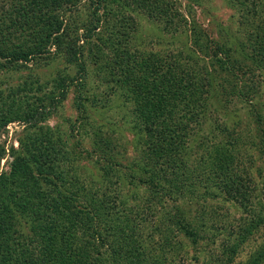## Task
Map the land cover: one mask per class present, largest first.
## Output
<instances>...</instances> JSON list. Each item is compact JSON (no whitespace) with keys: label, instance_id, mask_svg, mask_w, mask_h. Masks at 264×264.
Returning <instances> with one entry per match:
<instances>
[{"label":"rangeland","instance_id":"1","mask_svg":"<svg viewBox=\"0 0 264 264\" xmlns=\"http://www.w3.org/2000/svg\"><path fill=\"white\" fill-rule=\"evenodd\" d=\"M10 3L0 0V15ZM164 10L80 0L64 14L62 43L0 66L7 92L28 98L42 85L52 102L43 128H0V173L20 141L35 143L55 153L68 182L75 175L79 201L109 200L110 223L133 226L142 257L149 249L169 264H264V222L239 237L264 218V62L245 57L255 40L264 48V19H255L261 31L252 24L264 0H166ZM71 33L76 54L64 45H74Z\"/></svg>","mask_w":264,"mask_h":264},{"label":"trees","instance_id":"2","mask_svg":"<svg viewBox=\"0 0 264 264\" xmlns=\"http://www.w3.org/2000/svg\"><path fill=\"white\" fill-rule=\"evenodd\" d=\"M12 1L0 15L2 67L29 62L36 54L45 52L57 42L62 43L60 39L70 33L64 14L80 0ZM132 1L152 15L165 13L166 0ZM248 14L249 11H246L242 15ZM255 19L260 21L264 18H254L252 22L257 24L254 25L256 30L262 29L263 26ZM71 36V44L75 46L63 44L76 54V47H80L78 42L81 41L76 33H71ZM88 36L84 31L81 37ZM52 39L55 43H52ZM252 43H256L257 49L254 50L255 54L246 55V59L254 63L257 59L264 62L259 59L264 49L263 43L258 40ZM239 45L241 42H238V49ZM218 60L222 66L227 64L224 58ZM123 68L121 66L120 71H124ZM5 84L6 81L0 78V128L15 120L27 126L43 128L40 121L46 117L47 106H44L51 102V96L42 93V85H34L33 94L27 98L21 91L16 93L15 89L7 92L8 88L3 86ZM12 95L15 96L11 102L9 97ZM171 103L176 108L179 105L177 101ZM158 122H161L160 118L154 123ZM38 137L35 135L33 140L36 141ZM36 149L35 143L29 147L28 142L20 141V148L12 149L10 169L0 173V264H116L118 260L121 262V259H125L124 256L126 264H169L166 257L159 258L149 249H146L148 255L142 257L144 251L136 247L140 240L133 226L126 223L118 226L122 228H117V232L116 226L110 223L109 218L116 215L113 205H108L109 200L88 193L83 204L75 195V192H79L75 175L68 178V182L55 153L52 150L35 152ZM3 153L1 146L0 161ZM263 222L264 218L257 221L251 219L249 226L241 228L239 232L241 241L249 238L252 229ZM258 256L259 260L264 259V252Z\"/></svg>","mask_w":264,"mask_h":264}]
</instances>
